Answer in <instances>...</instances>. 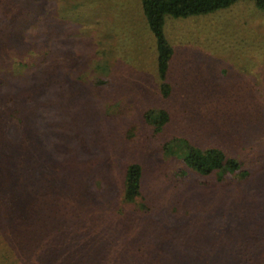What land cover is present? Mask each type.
Segmentation results:
<instances>
[{"label": "rangeland", "instance_id": "obj_1", "mask_svg": "<svg viewBox=\"0 0 264 264\" xmlns=\"http://www.w3.org/2000/svg\"><path fill=\"white\" fill-rule=\"evenodd\" d=\"M17 1L38 22L43 13L49 19L43 33L7 29L6 44L26 49L42 36L54 53L38 72L37 58L20 49L18 60L31 66L15 88L37 125L33 148L45 155L33 167L41 175L14 176L9 168L28 167L0 147V264H264V9L237 0L166 15L173 57L163 80L141 0ZM61 77L72 84L49 85ZM94 78L101 83L84 86ZM9 83L2 89L10 92ZM4 107L3 139L18 140L20 126ZM162 107L170 119L155 133L143 112ZM190 144L219 147L242 169L226 170L221 182L217 172L194 174L183 160ZM84 158L96 160L89 172ZM133 162L140 194L127 201Z\"/></svg>", "mask_w": 264, "mask_h": 264}, {"label": "trees", "instance_id": "obj_2", "mask_svg": "<svg viewBox=\"0 0 264 264\" xmlns=\"http://www.w3.org/2000/svg\"><path fill=\"white\" fill-rule=\"evenodd\" d=\"M235 1L237 0H141L142 9L147 19L148 27L155 37L157 49V71L160 78L163 80L167 78L169 71V61L173 57V49L163 30L165 16H189L207 13L222 7L229 6ZM254 1L258 7L264 9V0ZM19 2L21 1L19 0ZM43 8L44 7L42 5L39 9V12ZM40 13L43 12L41 11ZM20 16L22 20L20 22H16V19ZM38 17H40L39 13L34 12L27 7L25 10L21 9V4L18 3L17 0H0V75L3 73L6 76V78L10 81L8 86L11 88L10 92L2 89V83L6 78L0 77V110L3 109V106H5L4 109H7L5 112L9 116L16 118L18 122L17 124L21 129V135L19 139L13 140L14 142L9 137L3 139L4 135L0 130V147L2 148L3 144L4 150L7 151L6 153L11 154L12 156H20L21 159L19 164H21L22 167H28L15 169L9 168V171L13 172L14 176L41 175L37 173L43 171L41 169H34L33 167H35L37 158L40 155H45V151L42 149L33 148L37 145L38 136L32 137L37 131V125L36 123H30L31 109L27 103L28 99H25L16 92L15 86L20 87V85L14 83V81H17L18 77L22 76V73L20 74V72L24 71V67H29L31 65L27 62H23L22 60H18L24 55L21 54V48L17 47V44H6L8 39L6 30L13 28L15 25L16 27H19L25 31L24 33H43L40 27L45 24L49 18L43 13V22H38ZM28 34H26L27 37ZM36 39L38 40L26 41L25 46L28 48L21 49V51L26 54L28 58H37V61L32 64V68H35L39 72L41 70L40 64L42 65L43 63V65H45V61L47 62L48 58L53 55L54 50L49 45V42H47V39H44L42 36H38ZM34 53H36V55H34ZM3 54L12 55V58H16L18 61H15L14 63H7L5 65ZM37 63L39 64L38 66L36 65ZM10 69L11 72L13 69L16 70L14 73V79L13 75H8V71ZM94 79L95 80L92 81V83L89 82V80L86 81L87 85L84 84V86L89 87L90 85L91 88L94 89V83H101V80L97 78ZM62 84H72V80L61 77L54 80V82L49 83V85L55 89H57ZM161 88L164 91L163 95L168 97L171 91V85L164 81L161 83ZM14 89L15 93L13 92ZM168 113V110L163 107L158 109L148 108L143 112V118L146 123L153 127L154 132L158 133L164 128V126L168 124L167 122L170 119ZM0 118H3V114H1V112ZM1 128L2 126H0V129ZM67 148L68 149L65 151L67 152L68 156L69 152H72L73 146L71 145ZM46 150H48V148ZM48 158L51 159V162L53 161V157L51 155H49ZM90 160L91 158H84L82 161L86 172H89L95 167L96 160L94 158L91 161ZM183 160L188 167V170L192 171L194 174H211L212 172H217L216 180L219 182L223 180V172L226 170L233 171L236 169H242V162L240 160L230 156L225 150L216 146L200 147L196 144H190L186 147V151L183 153ZM69 167H71L70 163ZM244 171L245 170H239L238 174L240 172L241 174L238 176L242 178L248 177L249 173H244ZM31 172L32 174H30ZM123 183L125 185V200H134L140 194L141 165L138 162H133L126 166ZM238 211L243 213V207L241 209L238 208ZM261 212L264 213V210H261ZM234 217H237V215L234 214ZM261 221L264 222L263 217L258 222V225L260 236L263 232L261 237L262 240L260 239V241L264 243V230L261 225ZM247 248L248 247H244V254H247Z\"/></svg>", "mask_w": 264, "mask_h": 264}]
</instances>
